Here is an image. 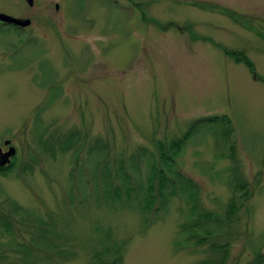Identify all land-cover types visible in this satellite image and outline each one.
Here are the masks:
<instances>
[{
  "label": "rangeland",
  "instance_id": "1",
  "mask_svg": "<svg viewBox=\"0 0 264 264\" xmlns=\"http://www.w3.org/2000/svg\"><path fill=\"white\" fill-rule=\"evenodd\" d=\"M33 1L0 0V14L32 22L0 26V147L17 150L0 168V211L13 216L17 203L21 230L27 215L56 220L65 253L38 264H198L209 243L181 233L186 204L213 216L205 226L211 242L229 244L226 264H264V0ZM217 116L232 120L228 144L198 135L169 154L195 200L178 192L166 211L144 214L137 190L122 204L96 199L91 147L107 150L111 170L123 162L146 180L149 166L162 167L158 142Z\"/></svg>",
  "mask_w": 264,
  "mask_h": 264
},
{
  "label": "trees",
  "instance_id": "2",
  "mask_svg": "<svg viewBox=\"0 0 264 264\" xmlns=\"http://www.w3.org/2000/svg\"><path fill=\"white\" fill-rule=\"evenodd\" d=\"M143 16H145L143 14ZM146 18V17H144ZM150 21L156 23L157 25H162L158 20L151 19ZM7 26V24L0 23V26ZM14 26V25H12ZM15 28H18L14 26ZM192 33V32H191ZM229 55H233L239 59V54L227 51ZM243 58V57H240ZM245 62L251 70L254 69L251 62L244 58ZM240 61V60H239ZM55 98V97H54ZM234 132V127L232 120L228 116H217L201 118L192 122L187 129L186 133L167 144L163 142H158L156 145L158 153L160 155V160L162 167H157L156 165L149 166V171L147 172L146 180H143L137 173H128L126 168L123 167V162H119L116 170H111L106 156L108 154L107 150L96 144L89 150V159L85 160L86 165L89 169V163L94 160L93 166L90 167L89 172H102L101 185L95 187V197L99 202H115L116 204H122V201H131L134 193H137V198L141 197L142 202L140 205V211L144 214L152 212L153 207L158 204L156 212L160 210L166 211L170 201L178 195V192L184 194L186 203L192 202L196 198L195 196V185L191 180H184L183 176L174 171L175 162L174 157L169 156V154H178L190 143L191 140L198 135H208L212 134L217 142L229 143L232 139ZM42 141V140H41ZM74 138H69L65 142V148L62 151H67L69 147L74 146ZM48 146V150L49 151ZM232 155L230 153V159L235 163L236 156L234 153V148L231 147ZM76 157L79 159V154L82 148L79 146L76 149ZM174 155V154H173ZM140 158V156H139ZM88 163V164H87ZM134 163V159H133ZM149 163V162H147ZM12 167H6L1 169V171H9ZM86 170V172L88 171ZM80 171L83 172V168L80 167ZM114 172V173H113ZM137 187L134 186V181ZM245 189L243 194L246 197L248 194L247 187L242 186ZM180 194V193H179ZM130 200V201H129ZM145 202V203H144ZM189 208L190 221L181 225V233L186 234L187 242H194L196 246H204L209 243L208 255L203 258L198 264H226L229 259V244L219 245L218 242H211V237H213V232L209 227L205 226V222L213 219L211 214L201 213L197 205L186 204ZM236 197L232 199L228 205V211L226 213V219H230L235 216L239 211L237 206ZM14 212L16 216L26 217L25 211L17 205V203H12ZM10 211L2 210L0 211V238L4 237L9 239L10 242L4 243L0 241V248L6 247V251L2 249L0 253V264H38L40 259H45L47 261H54L56 256L62 257L65 250L59 249V239L63 238L60 230H57L58 224L56 220L48 215L49 218L46 220L43 217L36 215H27L28 221L23 226L17 227L16 222L18 219L14 220ZM25 213V214H24ZM196 217V218H194ZM193 218V220H191ZM22 231V232H21ZM17 233L22 236H18ZM197 233L200 236H197ZM27 234V237H26ZM12 254V255H10ZM113 264H118V261H114Z\"/></svg>",
  "mask_w": 264,
  "mask_h": 264
},
{
  "label": "water",
  "instance_id": "3",
  "mask_svg": "<svg viewBox=\"0 0 264 264\" xmlns=\"http://www.w3.org/2000/svg\"><path fill=\"white\" fill-rule=\"evenodd\" d=\"M30 6H33L34 1L28 0ZM59 7V6H58ZM0 21L7 24H13L20 28H28L31 25V20L12 17L6 14H0ZM6 146L9 147L8 151L3 153L2 147H0V168L3 169L12 163V159L16 156L17 150L14 146H11L9 141H6Z\"/></svg>",
  "mask_w": 264,
  "mask_h": 264
},
{
  "label": "flooded vegetation",
  "instance_id": "4",
  "mask_svg": "<svg viewBox=\"0 0 264 264\" xmlns=\"http://www.w3.org/2000/svg\"><path fill=\"white\" fill-rule=\"evenodd\" d=\"M8 149H9V147H8Z\"/></svg>",
  "mask_w": 264,
  "mask_h": 264
}]
</instances>
